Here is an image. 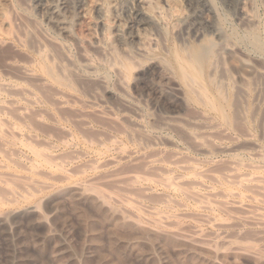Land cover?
<instances>
[{
    "label": "rangeland",
    "instance_id": "374dc122",
    "mask_svg": "<svg viewBox=\"0 0 264 264\" xmlns=\"http://www.w3.org/2000/svg\"><path fill=\"white\" fill-rule=\"evenodd\" d=\"M179 1H181V0H179ZM249 1L250 0H248L249 5L252 4L249 7L251 8L253 6L252 9H253L254 13H252V15L254 16V22L255 23L254 22L253 23L255 26L249 25V27H248L245 25L243 26V24L240 23L239 11H238V9H239L238 0H207V5L211 7V8L210 7L209 8L211 9L212 13L211 14H206V13L203 14L201 19L204 20V18L207 17L208 19L212 20L215 23V25H217L216 27H218V29L220 28L221 37H222V40H220L221 44L225 43L228 39H230L228 41L232 42V44H235L239 48V51L241 50L240 52H242V54H243V56L242 55L241 56L243 58H245V60L251 61V63H253V65L257 62L254 66L258 67V69L260 70L259 67H264V3H262V2H264V0H251L250 2ZM13 2H14L15 6L12 10L10 9L11 6H9L10 7L9 9L7 8L8 6H6V8H5V9H7V10H5L6 11V17L8 16L7 19L13 23V30L11 31V33H12L11 36L13 37L15 35H18V37H20L19 40L20 41L22 40L23 46H21L22 44L21 45L18 44V42H16V44L19 47L15 43L12 44V41L10 40L9 37L5 38L3 40V43H2V41H0V83H2V85H3V81L7 82L9 85V88L7 90L9 92H10V90L12 92V88H10V87L14 86V88H15L16 85L20 86V90L21 89L30 90V92L34 93L36 95L35 97H38V99L40 100L39 101L36 98L37 102L38 101L40 102L37 104L36 99L33 96L34 99H33V97H29V99L31 100V102L33 100L34 103H29V104L28 103L27 104L22 103V105H24V107L26 106V108L28 109V110H25L24 112L26 113L29 111L28 113H26V115L30 116V117L28 118L27 116H24L25 114L22 111L21 114L23 113L22 115L25 117L24 118L25 122H22L23 124H21V125L24 126V124H25V125L30 126L34 122L36 127L34 126V124L31 126L34 127L35 129L34 128L32 129L29 126H27V128L29 127L31 131L27 128L25 129L26 126H24L23 128L26 131H28V134L32 133V136L35 135L36 140L39 139L38 142L40 141V143H38V144L43 143L42 144L43 148L41 149V147H40L41 145H38V144H37L38 146L36 145L37 141L35 140V138L33 139V140H35V142L33 141L32 142L33 144H31V145H33L38 150L45 149V150L41 151V152H45V154L43 153L44 156L46 154L50 155V152L52 154L55 153L53 155L58 154V156H61L62 158H60V157L59 158L61 160H63L62 161L63 169L67 167L65 169L66 171H68L67 169L72 170V168H73L76 170L77 169L80 170V171L74 170V172L76 171V174H77V172H80V173L82 171L83 172L81 174L77 175V176H79V178H78L75 173H74L75 175L71 174L70 173L71 170H70L68 172L70 174L67 175V176H69V178H67L66 180L65 179L61 180V177L59 176V174H54L53 176H56L57 178L59 177L62 182L58 181V179L56 181H53L56 178L54 179L52 177L53 178L52 179L51 178L52 175L49 176L48 174H46V172H45V174L48 176L45 175L46 177H43L44 173L41 176L40 174L42 173V171H40L41 173H39V175H40L39 176L37 174L38 169L35 171L34 170L35 168L34 169H33V167L31 168V166L29 165L30 162L29 163L27 162L29 160L28 159L25 160L26 155L22 151L17 149L19 151V153L21 152L20 155L17 152V150L13 154V153H11L12 152L11 149L13 148V150H14L13 145H8V147L2 146L3 147V148L1 147L2 149L5 148L6 151L7 150L11 151V152L9 151L7 153V154H9L7 157L10 156L9 158H11V157L12 158L9 161L7 160V162H9L7 165V169L6 168L0 169V173H3V174L6 173V174H4L5 176L3 174H0V176L2 175V177L7 178L8 174L13 173V175L16 174V176L20 175L22 177L18 178V176H17L18 179L16 178V176L12 177V178H15L14 180L17 179L19 181V182H17V180L14 181L11 178L13 180L12 181L13 183L9 179L10 177L7 179L4 178L5 180H7V182L12 183L11 185H8L7 188L5 187L6 185H4L3 183H0L1 184L0 185V187H1V189H0L1 200L4 198L3 201L5 202V199L8 195L9 196L7 198L10 197L11 200H13V199L16 200V202L10 201L8 204H5V206L3 205L4 207H2L0 209V215L3 214V211L5 214L8 211L7 212V214H8L10 211L23 209L25 206L31 204L30 201H34V202H32L31 205H33V204H34V206L37 205V207H35V208H38V211H39V212H37V214L39 213V216H41V217L43 216V218H45L43 220H45L46 222L47 221L49 222V218L51 220L52 216H51V214H49L48 208H49L50 204L48 202H49L51 196H53V194H55V192H57L58 188L65 187V186L71 184L76 179H77L76 181L80 180V182H82L83 180L89 179L88 184H87V181L85 182L87 185H89L90 184L89 182H92L93 179H95L96 183L97 182L99 183V184L97 183L98 185H94V184H96L95 181L92 182V183H94L93 186H91L92 183L89 186L86 185V187H88V188H86V192L88 193L87 195L90 198L88 199V201H86L85 205L83 204V207L81 208L82 209L81 213L79 212L78 215L74 216L75 214H72V205L68 204L66 202V204L64 203L61 207V211L63 210V212H61V213H63V214H59L58 216L61 215L59 218H58V216L56 217L57 224H59V225H61L62 222H64V221H68V219L72 220L71 226L73 228H72V230H69V231L71 232L70 233L71 245H72L73 251L75 253H79L83 246L89 245L91 243H99V248H98L99 250H95L93 257L91 259H88L89 260L88 264H164V263L166 264V262L168 264H264V215H263V217L261 216L259 218V221L256 220V221L251 222V220L247 221V219H245V218L243 219V217H244L243 214L240 212V210L238 212L237 208H235V209L234 208H228V210L224 209L222 211L221 208L223 209V206H221L220 204L214 203V206L212 205L210 210L209 209L205 210L203 208H199L198 206H196L194 203V200H191V198H188L186 195H183L184 189L178 190V191H173V190L166 189L163 187L161 188V185H160L161 182H158L159 184L154 183V186L150 185L148 187L147 184H144L141 182L139 183L135 180L129 179L130 178L129 176L132 173L140 174V175H142V174L146 175L147 174L146 176H149L152 178V177H156L157 174H158V176L159 175L164 176V173L167 172V175H169V176H179V177L183 176L182 178H180L181 182H186L187 181L186 177H188L189 174L191 175L192 171L197 172L199 170V172H200L201 169L204 171V170H208L210 168L209 170H215L217 173L223 174V173H225V170L228 167L227 164H229L230 162L231 163L236 162L239 165V167L237 168L238 171L250 173V170H251V172H254L252 169L253 167L250 168L251 166H254L255 168L256 167L259 168L257 170H259L260 173L255 171L257 174H263L264 175V171H263L264 170V168H263L264 167V97L263 98L261 97V96H264V92L260 94V93H258L259 91L256 90V89L259 90L260 86H262V84L264 83V79H263L264 76L261 73H259L262 77L261 78L259 76V74L257 75L255 73L252 75V76H254L253 78L249 77L250 79H246L247 81L243 80L242 83L238 82L240 79H239V77L237 78L236 73L241 71V69H242L241 66L238 64L232 66V64L229 62L226 54H224L223 51L221 52L223 54H219V51H221L220 50L221 48L219 46H221V45H220V42L217 43V40L213 36H211V37L207 36V37L203 38L202 41H204V42L201 41V45L205 44V40H209L210 44H212L214 42V44L218 47L216 49H218L219 51L218 50L215 51L216 49L211 48L210 52L213 51L212 52L213 55L210 53L208 63H207L206 68L204 70V74L201 76L199 83L201 85H203V84H206L207 82H208V84L210 82H212V83H210V84H212L211 90L215 91V92L218 91L220 95L223 93L222 95H223L224 99L221 98V103H222V105L225 103V105L223 107H224L226 115L228 114L227 115V121H228L227 125L228 126L231 125V127L229 126L230 127V129H229V127L226 126V122L224 123V121H221L219 116L217 115V113L213 109H211V107L206 105V103H204L205 102L204 97H201V99H202L201 100L197 93H196V95L199 98H197L195 96V94L193 95V93L197 92V91H195L196 90L195 88L196 87L198 88L199 86L195 85V86H193L195 90L194 89L191 90L190 88H189L190 89L189 90L188 87L180 80L179 75L176 72H173V74H171V76H172L173 80L177 83L179 88L181 87L180 95L185 100V102L182 99L183 101L177 104V107H179L178 113L180 112L179 113L180 118L178 117V118H175V120L173 119L175 122L171 123L172 126H169L165 129H164V127L163 128L160 127L161 129H159V127L157 125H156L157 126L156 127L152 123L148 124L150 122H153L152 119H155L154 117H158V116H156V114H158V113H156V111L154 112L153 109H151V106L148 105V103L146 102V99L144 98V96H140L139 94H137V92L133 88V83H134L133 80H134L135 76H133L134 74H131V73L135 72V70L130 72L131 75L125 74L122 76L123 71H124L123 70L124 68L122 67V65L120 64L121 65L120 67H119V65L117 66V67H119V71L116 68H114V67H116L115 64L117 63V62H114L115 58H117V60L120 59L121 60L120 63L121 62H122V64L124 63L123 65H126L128 63V61H127L128 57H126L124 55H121V54L120 55H117V54L112 55L111 57H113V56L115 57V58L113 57V60L111 57H110L111 59L107 58L106 60H104L102 58L100 59L99 57L96 58L97 57L96 55L91 56L90 61H91V64L93 63L92 65L95 67V69H93L91 71L92 75L89 76V78H91V79H89L88 77L85 78L87 75H85L86 73H84V72L82 73V69H81L80 73L78 71L73 72V69L70 68V65H69V63L74 64V62H76L74 65L78 66L82 62L80 60L81 58L79 56L80 55L79 48L77 47V45L75 43L65 44L60 39L56 38L55 35L51 34L54 37V40H52L49 52H52L53 50H55V51H53L52 54L51 53H48V54L54 56L53 58L54 59L56 58V60L58 62L55 60L54 61L59 63V65L61 66L60 67L59 65H56L57 63L55 64V62L52 63L51 68L53 70V72H52L53 77H54L55 72L58 69H62V66H63L62 63H63L64 67L62 70H59V75L61 77L60 80L63 79L64 81L61 82L59 80V82H60L59 84H61V85H52V84L50 85V83L48 84L47 82H43V81L38 83L39 80H37V79L33 82L29 81L31 78H27V76L26 77L24 76L25 73H24L23 69H26L27 67L30 66L29 67L30 70L32 69V71H33V73L31 71V73L33 74V75L32 74L31 75L35 76L34 74L38 73L40 65L41 64L43 65V63L46 64V62H48L47 59H50V58L44 57V55L45 54L47 55V53L43 52L42 49L41 50L39 49V47H38L40 45V44L38 45L39 39H36L37 37L35 38V34H34L36 27H38L40 29L41 27L44 26V24L42 22V19H40V16L38 17L37 13H35V11H33L34 8L30 4H28L29 1L20 0V2H19V0H13ZM181 2H180V7L182 8V10H184L183 12L187 15L191 14V10H188V8L185 6V4H183V2L182 3ZM25 5H27V6H25ZM28 5L32 8H30ZM15 7H16V9H15ZM14 9H15V11H14ZM25 9L26 10L28 9L27 12ZM198 9L200 10V8H198ZM252 9H251V11H252ZM16 11L17 12L19 11L23 15L25 14L24 19L28 20L29 22L26 21V23L24 24L21 22L18 23L19 21L16 20L17 21V23H16V21H15V19H16V13L15 12ZM34 13L36 16L34 15ZM32 15H33V17H36L37 19L33 18ZM29 17H30V19H29ZM33 20H34V22L35 21H37V22L34 23ZM39 20L42 23V24H40L41 27H39L40 25L38 26V24H37ZM198 21H200V19ZM238 21H239V23H238ZM169 23H170L169 25L167 24L168 28L166 27V29H165L166 31L164 30L165 32H167V35L165 32H163L161 35V37H163V38H161L162 42H159V43H161V44L164 43L163 40L165 39L164 44L168 48L170 47L168 50L171 52L170 53V55H171L172 53H174L175 51H178V49H180L181 44L179 42L178 43L176 42L177 39L174 36V29L172 27L174 25L173 22H169ZM171 23H172V25H171ZM199 23H201V21L198 22V27L204 28V26L200 25ZM76 24H77L76 18L75 19L73 18V20L70 23V27H71L72 31L74 29H75V31L77 30ZM23 25H26V26H24L22 28ZM33 25H34V27H33ZM72 25H74V26H72ZM240 25L243 27H241ZM252 26H254V27H252ZM29 27H30V29L32 27H33V29L35 28L34 31L33 32L27 31L26 29H29ZM103 28L104 29L101 31V33L103 34V36L105 38L108 36L107 35L108 32H105V30H107V25H105ZM203 28H201L200 31L206 30V28H204V29ZM96 32H98V34H100V30H97ZM261 32H263V33H261ZM36 36H37V34H36ZM223 36H224V38H223ZM101 37H102V35L100 36V38ZM185 38H186L185 40H187L186 42H187V45H189V47H193V45L196 44L194 42L193 38H191V37L189 38L188 36H186ZM190 39H192V40H190ZM29 40H30V42H28ZM223 40H225V41H223ZM31 41L33 44L31 43ZM37 41H38V43L36 44ZM228 41H227V43L229 44ZM60 42H62V44ZM56 43H57V45H55ZM209 43L206 41V44L203 46L208 45L210 47L211 45ZM28 44H30V45H28ZM58 44H60L59 47H58ZM161 44H158L156 49H154V47H152V50H151V48H149L150 50L148 49L147 51H150L149 52L150 55L161 57V58H163V56H164V58H166L168 56V54L167 53L165 54L164 51L163 52L160 51L161 50V48H160ZM190 44H193V45H190ZM33 45H34V47H33ZM53 45L56 46L59 50L56 47L52 48ZM197 45H199V43ZM215 45L212 47L215 48L216 47ZM28 46L30 48L31 47H33V48L30 49ZM36 48H37V50H36ZM64 48H66L69 52ZM38 50H40V51H38ZM66 51H67V53H66ZM62 52L65 55H63ZM38 53H40V56ZM70 53H71V55H70ZM41 55H42V57H44V59L41 57ZM116 56H118V57H116ZM66 57L69 59H66ZM71 57H72V59H74V60H72L73 62L71 61ZM123 58L124 59L127 58L126 63L124 62ZM42 59L44 62L42 61ZM77 60H79V61L77 62ZM102 60H104V61L102 62ZM138 60H140L139 63H138ZM141 61L144 63L145 59L141 58V59L133 60V63L136 62L137 65L134 66L135 63L134 64L132 63V66L136 67V69H137L138 67L143 65V63H141ZM210 61L212 64L210 63ZM60 62H62V63H60ZM67 62H69V63L66 65ZM36 63L37 64L40 63L38 65V67H37ZM49 63L50 62H48L47 65L50 67L51 63H50V65H49ZM111 63H113V64H111ZM140 64H142V65H140ZM53 65H55L56 68ZM113 65H115V66H113ZM15 66H16V68H15ZM208 66H209V68H207ZM66 67L69 68L70 70L66 69L67 71H65L64 68H66ZM110 67H112L113 69L111 70ZM3 68H5V69H3ZM120 69H122L123 71L122 70L120 71ZM115 70H117L116 72L118 74L120 73L122 77H125L127 75L125 78H123V81L119 76L120 74L117 76V73H115ZM61 71H64L63 74L66 73L65 76L68 75V77H72V78H69L68 81H67V79L65 80V76L63 75L64 78L61 76V73H62ZM71 71H72V73H71ZM208 71L210 72V74ZM72 75H74V76H72ZM75 75H78V76L75 77ZM81 75H83V77ZM209 75H212V77H210ZM255 75H256V77H255ZM92 76H93V78H92ZM95 76H96V79H95ZM128 76H130V77H128ZM132 76H133V78H132ZM208 76L210 77L209 79L207 78ZM213 76L215 77V79ZM11 77H17V79L19 78V80H21V83H19L18 81L16 82ZM68 77L66 76V78H68ZM100 77L102 79H104V82H105L103 84V87L97 83L98 78H100ZM106 77H107V80H105ZM118 78H120L121 80ZM25 79H29V80H26V82H25V81H23ZM72 79L74 80V82ZM86 79H88V80H86ZM210 79H212L213 81H211ZM1 80H3V81H1ZM32 80H34V78ZM116 80L117 81L120 80V81L117 83ZM36 81H37V83H36ZM121 82L123 85L121 84ZM219 82H221V83H219ZM260 83H261V85H259ZM39 84H40V86H39ZM41 84H42V86H44L46 84L45 86L48 88L46 89L45 86H44V88H41L42 87ZM217 84H218V86H219V84H222V85L220 87H217ZM244 84H245V86H244ZM214 85H216V86H214ZM50 86H52L54 88H52ZM62 86H66V87H62ZM149 86H151L150 82H149ZM236 86H240V87L242 86V87H244L243 88L244 90H246V88H248V90L244 91L241 87V91L243 90L242 92L243 93L245 92L247 96L242 94L241 92L239 93V91H237V89L239 90V88H237ZM32 87H33V89H32ZM56 87H57V90H60L62 93L65 92L67 95H69V94L72 95V97H70L68 99V96L64 95L65 93L63 94L64 97L67 96L65 98L66 100L67 99L70 101L73 100L72 101L73 103L69 101V104L67 103V105H64L61 109V106L57 105L58 102L56 103V102H54V100H52L54 98L55 101H57L56 98L58 97V95H57L58 91L55 92ZM104 87L109 88V91H110L109 96L102 94V93H104L102 91L104 89ZM216 87L218 90L216 89ZM1 88H3V87H1ZM219 88H220V90L221 89L222 90L219 91ZM49 89H51V91ZM82 89H84V90H82ZM14 90H15V94H16V90L19 91L18 87H17V89H14ZM14 90L12 93H14ZM119 90L120 91L122 90L123 92L122 91L120 92ZM18 91H17L18 95L14 96L17 101H19V99H21L20 97H21L22 93H20V92H24V91H19V92ZM192 91H195V92L192 93ZM256 91H257V95H256ZM19 93H20V95H19ZM239 94H241V95H239ZM23 95L25 96L27 94L24 92L22 94V96ZM54 95L57 97H54ZM90 95L94 96V97L96 95V97H98V99L104 98V99H101L104 101L101 104L103 106L102 111L105 114L109 113L108 115L100 114V113L96 112L95 108H93V107L91 108L90 106L86 107L87 104H85V105L83 104V101L86 102ZM98 95H100V96H98ZM243 95H244V97H243L244 99L242 98ZM18 96H20V97H18ZM254 96L256 99L251 98ZM73 97H75V98H73ZM76 97H77V99H76ZM260 97L262 98V100ZM3 98H4V96L0 95V101ZM122 98H125V99H122ZM130 98H131V100H130ZM121 99L123 101L127 100V101H130L133 103L135 102V104L138 106V109H140V111H141V112L139 111L140 116L144 117L143 120L138 118L139 114L137 115L138 117L137 116L133 117L132 115H130L131 114L129 112L130 110L127 107H125V105L123 104L124 102H122ZM197 99H199L200 101H203V103H201ZM258 99L260 100V102ZM75 100L77 101V103H75ZM132 100H135V101H132ZM136 101H138V102H136ZM186 101L189 104L186 103ZM249 101L252 102V104ZM254 101H256V102H254ZM15 105H17V104H15ZM15 105H14V108H15ZM22 105L18 104V106H22ZM205 106L206 107L208 106V107L205 108ZM14 108L13 109L11 108V109L14 111L18 107L16 106V108L15 109ZM64 108H65V110H64ZM37 109H39V110H37ZM31 110H33V111H31ZM41 110L43 112V118L44 119H42V120L40 119L41 120L40 121L38 119H39V117L41 118V116H39L42 114ZM13 111H11V114L14 113L16 110L14 112ZM32 112H35V113H32ZM36 112H38V114ZM127 112H128V114H127ZM56 113H58V114H56ZM207 113L209 114V116H206V115H208ZM17 114H18V116L21 115V114H19V112L15 113V115L14 114L13 115L15 117H17ZM22 115H21V117H23ZM33 115H35V116L38 115L37 120H35L36 117ZM210 115H213V116H210ZM14 116H10V117L8 116L9 120L15 122V119L13 120V118H11ZM32 116H33V118H32ZM46 116L48 117V120H47ZM149 116H150V118H149ZM187 116H189L190 118ZM205 116L208 119H210V118L215 119V120H213L214 122L211 120H210V122H207L208 119H204V118H206ZM17 118H19V117H17ZM114 118H116V119H114ZM231 118H233V119H231ZM52 119H53V121H52ZM137 119H138V121H137ZM27 120H28V122H27ZM149 120H151V121L149 122ZM178 120L180 122L181 121L182 122L180 123V122H178ZM36 121H37V123H36ZM192 122H194V123L192 124ZM216 122H217V124H221V125H218L219 126L218 128H216L217 126H214L216 124ZM218 122H220V123H218ZM137 123L139 125H142V128H139L140 126L137 125ZM176 123H178V124H176ZM207 123L209 125L207 127L210 128V132L213 134V131H211L213 129L214 133H215V134H213L214 136L210 135L211 136L210 138L208 135L211 133L205 132L204 131L205 129L203 130V126L205 127V125H207ZM223 123H224V125H223ZM210 124H212V125H210ZM135 125H137V126H135ZM177 125H179V126H177ZM222 125L224 128H226L225 133L221 132V131H223L222 129H224L222 127ZM192 126H194V127H192ZM211 126H214L215 128L213 127L211 129ZM40 129L43 132H41ZM137 129L138 130L140 129V131H138V132H141V129H142V132H143L142 137H141V135H140V137H138L139 136L138 134H140V133L136 134ZM216 129H220V131L219 130L217 131ZM202 132L203 133L205 132L207 135H204ZM219 132L222 133L223 136L221 134H219ZM129 138H130V140H129ZM152 138L155 141L151 142ZM70 139H72V140H70ZM8 140L12 141L13 139H8ZM210 140H212L213 142ZM45 142H47V144H49V145H45L46 144ZM146 143H148V144H146ZM154 143H156V144L153 145ZM198 144H199V146H198ZM201 145H203V146H201ZM9 146L10 147L12 146L11 149H8V148H10ZM5 149H4V151L3 150L2 151L5 152ZM204 150L206 152H208V154ZM200 151H202V152H200ZM203 151L205 153H203ZM7 154L5 152V156ZM11 154H12V156H11ZM21 154H23L24 156H22ZM48 155H47V157H48ZM13 156L14 157L16 156L17 158H14ZM49 157H51V156H49ZM0 158H3V156H1ZM119 158H121V160ZM12 159H14L13 161H16L18 163V164H16L15 167H14V163H16V162H13ZM148 160L150 163H148ZM151 161H152V163H151ZM174 161L181 162V163L183 162V164L185 166L187 164V167H191V168L188 169L186 167L188 169V171L186 170V172H185L184 169L182 170V169L177 168V166L171 165V168H170L171 171L170 172H168L169 170L162 172L165 170V166H166L165 164H167L168 162H169L168 164H170V162L174 163ZM12 162H13V164H12ZM20 164H22V166H23V164H25L26 166L28 165L26 167L27 170H29L31 168L32 171L30 172V170L29 171L24 170L25 168L21 169L22 166L18 167ZM25 165L23 167H25ZM89 166H90V168L88 169L87 167H89ZM261 167L263 170L261 169ZM33 170L36 174L33 173ZM157 170H159V171H157ZM189 170H192V171H189ZM72 172H73V170H72ZM126 172H129V173H126ZM194 172H192V173H194ZM9 176H12V175H9ZM23 176H26L31 180L34 179L33 181H35V180H37V181L49 180V182L52 181L53 183L54 182H56V183H54V186L52 187V189L48 188V190H45L44 189L45 187L44 188L40 187V183H39V185H37L34 182L32 184L28 183L30 180L26 181L25 183H28V185L27 184L25 185L24 181L27 180V178L25 179V178H23ZM191 176L194 177V175H191ZM47 177H49L50 179H48ZM72 177H73V180H72ZM160 177L154 178V179L159 178V180H155V181L156 182L162 181V178H160ZM21 178L24 180L20 181ZM0 179H2V178L0 177ZM90 179H92V180L90 181ZM184 180H186V181H184ZM37 181H35V182H37ZM63 181H65L66 183ZM203 181H204V185H206V187L208 185V187L211 186L212 188H214V189L210 188L211 189V191L209 190L210 192H212V190H214L213 193H216V191L218 192V190H219V192L222 193L220 191V188H219L221 186H220V184L218 185L217 182H214V181L208 182V179H205ZM21 182H23V183H21ZM61 183H62V185H61ZM100 183H102L101 184L102 187L100 186ZM20 184L24 185L23 188L25 190L29 191V195H26L27 200L25 198L21 199V197H13L12 198V194L10 195L11 192L9 190L8 191L6 190L8 188L11 189L10 186H12V189H13V187H15V185H16L15 189L21 191V189H19V187L22 188V185H20ZM32 185H34L33 189L36 187L35 189H37V191L40 190L38 194H36L37 192L33 193L34 191L32 193H30L31 190L29 188H31ZM158 185H160V186H158ZM37 186H39V187H37ZM147 187L149 188L148 190H147ZM186 187L187 186H184V188H186ZM2 188H4L5 191H7V192H4V189H2ZM200 189L202 192L204 191L203 190L204 187H202V188L200 187ZM49 190H51V191H49ZM41 191H42V193H41ZM53 191H55V192H53ZM115 192H116V194H114ZM31 194L33 196H30ZM128 194H129V196L132 195L131 198H133V200H136V202L138 201V205L135 203V201L133 203H135L136 205L133 203L130 204L134 209L133 208L131 209V207L128 204L123 205L125 203H121V201L119 203V201H118V200L123 199L124 196H127ZM163 194H164V196H163ZM260 194H258L259 195L257 197L258 201L256 203L246 202V204L251 205V207L253 206L252 207L253 209H255V207H256L258 209V210L256 209L257 212L261 211L264 214V197H263L264 193L263 194L260 193ZM32 197H33V199H32ZM10 199H8V201ZM17 199H19V200H17ZM24 199H25V201H27V204H26V202L23 201ZM45 199L48 200L47 201L48 204H43V203H46ZM96 199H97V201H96ZM173 200H174V202H173ZM13 204L14 205L16 204L15 207ZM41 204H42V207H41ZM216 205L220 206L221 208L216 207ZM44 206L48 207L47 208L48 210L47 209L45 210ZM64 206H66V207H64ZM184 206H185V208H184ZM147 207L149 209H152V211L153 210L155 212L158 211V213H156V214H158V217L160 216V219H159L160 222L159 221L157 222V220L153 222V220H151L152 217L148 216L149 214L145 213L144 211H141V209L144 210ZM14 208H16V209H14ZM64 208H65V213H64ZM44 212H46L48 214H45ZM66 213H68V214H66ZM200 214H202V215H200ZM190 215H192V216H190ZM45 216L46 217L49 216V218H46ZM21 218L22 219H20V217H19V220H21V221L24 220L28 223L27 224L26 222L25 223L22 222V224H24V226L26 227V229H23V231H25L27 234L30 233L29 236H32V235L37 236L40 234L43 227L42 226L40 227V225H35L36 227L33 226V223H32L33 218L32 217L30 218L28 216H23ZM28 218H30V219L28 220ZM226 224H228V225H226ZM38 226H39V228H38ZM64 227H65V230L69 229V227H67V226H64ZM40 228H42V229H40ZM92 230H94L96 232L93 238L88 236ZM1 231L3 232V230H0V232ZM37 231H39V232H37ZM2 232L0 233V263L1 264H11L10 262H12V259L14 258V254L11 251L12 248L8 247L9 245H7V243H5V240H6L4 238L5 235ZM200 242H202V243H200ZM8 248L10 250H7ZM100 248H102V250ZM49 249H50L49 245H45L42 249H38V250H36V249L34 250V249L29 248V250H28L29 253L27 251L24 253L28 257L33 258V260H35V264H39V263L40 264H55V263H51V260L49 259L48 254L46 255V253H49L48 252ZM30 252H31V254H30ZM184 252H187L188 255H184ZM150 254H151V256H150L151 259H149V260L144 259V257H146V255H150ZM9 256H11V259ZM142 256H144V257H142ZM7 259L9 262L7 261ZM142 260H143V262H142Z\"/></svg>",
    "mask_w": 264,
    "mask_h": 264
},
{
    "label": "bare ground",
    "instance_id": "6f19581e",
    "mask_svg": "<svg viewBox=\"0 0 264 264\" xmlns=\"http://www.w3.org/2000/svg\"><path fill=\"white\" fill-rule=\"evenodd\" d=\"M29 1L28 4H30L35 11V13H37L38 17L40 16V19H42V22L44 24L43 27H41L40 24H42L40 22V20L38 21V26L41 27L40 29L38 27H36V30L34 32L35 34V38L36 39H39V43L38 41L36 42V44L38 43V47L39 49L43 50V52H46L47 55L45 54L44 57H47V58H50V59H47L50 65V67L47 65L48 62H46V64H44L43 62V59L44 57H41L43 58L42 59V63L43 65L41 64L40 65V68H39V71L37 74H34L35 76H32L33 74V71L32 69L30 70V66L27 67L26 69H23L24 73H25V77L27 76V78H31L30 80L29 79H25L23 81L26 82V80H29V81H35L36 79L39 80L38 83H40L41 81L43 82H47L48 84L50 83V85H61L59 84V80L61 79L60 75H59V70H62L63 67H64V64L62 62V69H58L55 74H54V77H53V70L51 68L52 66V63L57 61L56 58L54 59L52 55L48 54V53H53V51L55 50H51L52 52H49L50 51V47H51V43H52V40H54V37L51 35H55L56 38L60 39L63 43L65 44H70V43H75L77 45V47L79 48V53H80V61L81 64H79L78 66L74 65L76 62H74V64L72 63H69L67 62L66 65L69 63L70 65V68L73 69V72H76L78 71L79 73L81 72V69H82V73H86L85 75H87L85 78H89V76L92 75V70L95 69V67L91 64V56L93 55H96L97 57L96 58H102L104 60H106L107 58L113 60V57H111L112 55H124L126 57H128L127 61L128 63L126 65H123L122 62L120 63V59L117 60V58H115V61L114 62H117L115 65L116 68L118 71H119V67L122 65V69H120V71L122 70L123 71V75L125 74H130L131 71L135 70V72L131 73V74H134L133 76L134 77V83H133V88L134 90L137 92V94H139L140 96H144V98L146 99V102L148 103V105L151 106V109H153V111L158 114H156V116L158 117H154L155 119H152L153 122H150L151 120H149L150 123L148 124H154L155 126L157 125L159 127V129L163 128H167L169 126H172L171 123L175 122V118H178L179 117V107H177V104L182 102L184 99L181 97L180 95V89L181 87L179 88V86L177 85V83L173 80L171 74H173V72H176L179 77H180V80L188 87V89L190 88L191 90L194 89L193 86L197 85L199 86L198 88L196 87L194 90L197 91H192L195 92L193 93V95L195 94V96L197 98L200 97H204L205 98V102L206 105H208L209 107H211V109H213L217 115L219 116L220 120L221 121H224V123L226 122V126L227 125V115L225 113V110H224V105L225 103L222 105L221 103V98L224 99L223 97V93L220 95L219 92H215V91H212L211 88H212V82H210L208 84V82L206 84H203L201 85L199 83L200 79H201V76L204 74V70L206 68V65L208 63V60H209V55L210 53L212 54L211 51V48L213 49H216L218 48L214 42L212 44L209 43V40H205V44H206V41L211 45L210 47L208 46H203L205 44H202L201 45V41L203 38L205 37H211L213 36L216 40H217V43L220 42V40H222V37H221V31H220V28L218 29V27H216L217 25H215V23L208 19L207 17L203 19H201V17L203 16V14H211V7L207 5V0H181L183 2V4H185V6L188 8V10H191V14H185L182 10V8L180 7V2L179 0H27ZM251 1V0H250ZM249 1V2H250ZM20 2V0H19ZM181 2V3H182ZM239 2V18H240V23L243 24V26H248L249 25H254V16L252 15L253 12V9L252 7L250 8L249 6L252 5L248 3V0H238ZM237 3V2H236ZM261 3V2H260ZM264 3V2H262ZM25 4V3H24ZM27 4V3H26ZM6 6H8L7 8L9 9L11 6V10L14 8V2L13 0H0V41H2L3 43V40L7 37L10 38V40L12 41V44L16 42H18V44H22L21 46H23V43H22V40L20 41L18 37V35H15V36H11V31L13 30V23L7 19L6 17V11L7 9ZM22 6V5H21ZM27 6V5H25ZM29 6V5H28ZM30 7V6H29ZM30 7V8H32ZM210 7V8H209ZM27 8V7H26ZM200 8V10L198 9ZM16 9V7H15ZM14 9V11H15ZM186 9V8H185ZM237 9V8H236ZM252 9V11H251ZM10 10V11H11ZM26 10V9H25ZM28 10V9H27ZM26 10V12H27ZM22 11V10H21ZM16 13V19L15 21H19L18 23H26V21L28 20H25L24 19V15L21 14L19 11L15 12ZM34 13V15H35ZM187 13V12H186ZM12 14V13H11ZM30 14V13H29ZM33 14V13H32ZM15 15V14H14ZM36 16V15H35ZM217 16V15H216ZM26 17V16H25ZM33 17V15H32ZM31 17V18H32ZM238 17V16H237ZM33 18H36V17H33ZM73 18L75 19L76 18V31L75 29L72 31L71 30V27H70V23L71 21L73 20ZM30 19V17H29ZM37 19V18H36ZM200 19L201 23H199L200 25L204 26V28H206V30H203V31H200L201 28L203 27H198V21ZM13 21V20H12ZM16 21V23H17ZM32 21V20H31ZM75 21V20H74ZM29 22V21H28ZM34 22V20H33ZM37 22V21H35ZM34 22V23H35ZM169 22H173V29H174V36L175 38L177 39V43L179 42L181 44V47L180 49H178V51H175L174 53H172L170 55V51L168 50L169 48L164 44L165 43V39L163 40L164 43H159V42H162L161 41V35L163 32H165L166 30V27H167V24L169 25L170 23ZM254 22V23H253ZM31 23V22H30ZM73 23V22H72ZM239 23V21H238ZM28 24V23H27ZM21 25V24H20ZM107 25V30H105V32H108L107 33V37L104 38L103 34L101 33V31L104 29L103 27ZM172 25V23H171ZM26 26V25H23L22 28ZM30 26V25H29ZM74 26V25H72ZM241 26V25H240ZM241 26V27H243ZM255 26V25H254ZM252 26V27H254ZM17 27V26H16ZM34 27V25H33ZM33 27L30 29H26L27 31H34ZM168 28V27H167ZM203 28V29H204ZM245 28V27H244ZM247 28V27H246ZM21 30V29H20ZM97 30H100V34H98V32H96ZM165 30V31H164ZM244 30V29H243ZM247 31V30H246ZM31 32V33H32ZM14 33V32H13ZM18 33V32H17ZM25 33V32H24ZM23 33V34H24ZM28 33V32H27ZM166 35H167V32H165ZM263 33V32H261ZM33 34V35H34ZM37 34V36H36ZM105 34V33H104ZM223 34V33H222ZM102 35V37L100 38V36ZM210 35V36H209ZM224 35V34H223ZM186 36H188L189 38H193L194 42L196 43L195 45L193 44H190V45H193V47H189V45H187V40H185ZM167 37V36H166ZM33 38V37H32ZM34 38V39H35ZM224 38V36H223ZM227 38V37H226ZM24 39V38H23ZM33 39V40H34ZM57 39V40H58ZM31 40V39H30ZM30 40L28 42H30ZM192 40V39H190ZM226 40V39H225ZM223 40V41H225ZM230 40V39H228ZM227 40V41H228ZM27 41V40H26ZM222 41V42H223ZM227 41L225 43H222L220 42V45L219 46L220 50L219 51L218 49H216L215 51H219V54H226L229 62L233 65H240L241 66V71L237 72L236 76L237 78L239 77V81L240 83H242L243 80H246V79H250V78H253L254 76H252L253 74H259L261 73L263 76H264V67H259L260 70L258 69V67L254 66L253 63H251V61L249 60H245V58H243V54L242 52L239 51V48L235 45V44H232V42H229V44L227 43ZM62 42H60L62 44ZM204 42V41H202ZM216 42V41H215ZM32 43V41H31ZM55 43V42H54ZM176 43V44H177ZM186 43V44H185ZM191 43V42H190ZM199 43V45H197ZM216 43V44H217ZM231 43V44H230ZM27 44V43H26ZM33 44V43H32ZM64 44V45H65ZM158 44H161L160 45V48L161 50L160 51H164V53L168 54V56L166 58H161V57H157V56H153V55H150L149 52L150 51H147L149 48H151L152 50V47H154V49L157 48V45ZM164 44V45H163ZM179 44V45H180ZM9 45V44H8ZM17 45V44H16ZM30 45V44H28ZM57 45V43L55 44ZM60 44H58V47H59ZM216 46L215 48L212 47V46ZM219 45V44H218ZM18 46V45H17ZM32 46V45H31ZM66 46V45H65ZM68 46V45H67ZM170 46V45H169ZM19 47V46H18ZM29 47V46H28ZM34 47V45H33ZM31 47V48H33ZM55 48L56 46H52V48ZM64 47V46H63ZM73 47V46H72ZM30 48V47H29ZM30 48V49H31ZM51 48V49H52ZM57 48V47H56ZM61 48V47H60ZM68 48V47H67ZM179 48V47H178ZM21 49V48H20ZM58 49V48H57ZM66 49V48H64ZM35 50V49H34ZM33 50V51H34ZM37 50V48H36ZM35 50V51H36ZM38 50V51H40ZM59 50V49H58ZM67 50V49H66ZM150 50V49H149ZM158 50V49H157ZM172 50V49H171ZM68 51V50H67ZM66 51V53H67ZM117 51V52H116ZM159 51V52H160ZM174 51V50H173ZM223 51V53H221ZM42 52V51H41ZM69 52V51H68ZM215 53V52H214ZM218 53V52H217ZM39 56H40V53H38ZM56 54V53H55ZM63 55H65L63 52H62ZM26 55V54H25ZM68 55V54H67ZM71 55V53H70ZM213 55V54H212ZM242 55V56H241ZM69 56V55H68ZM78 56V55H77ZM166 56V55H165ZM65 57V56H64ZM111 57V58H110ZM118 57V56H116ZM122 57V56H121ZM221 57V56H220ZM245 57V56H244ZM27 58V57H26ZM79 58V57H78ZM145 59V62L143 63L141 61L142 66L138 67L136 69V67H134L136 64V62L133 63V60H137V59ZM211 58V57H210ZM28 59V58H27ZM66 59H69L66 57ZM122 59V58H121ZM126 59L123 58L124 62L126 63ZM132 59V60H131ZM32 60V59H31ZM50 60V61H49ZM55 60V61H54ZM64 60V59H63ZM74 60L72 59L71 57V61ZM102 60V62L104 61ZM111 60V61H112ZM117 60V61H116ZM220 60V59H219ZM65 61V60H64ZM70 61V60H69ZM79 60H77L78 62ZM94 61V60H93ZM109 61V60H108ZM140 60H138V63H139ZM212 61V60H211ZM210 61V63H211ZM58 62V61H57ZM55 62V64L57 63ZM66 62V61H65ZM73 62V61H72ZM79 62V63H80ZM113 62V61H112ZM219 62V61H218ZM31 63V62H30ZM106 63V62H105ZM132 63L134 64V66H132ZM216 63V62H215ZM260 63V62H259ZM34 64V63H33ZM37 64V63H36ZM40 63L37 64V67ZM113 64V63H111ZM121 64V65H120ZM212 64V63H211ZM210 64V65H211ZM9 65V64H8ZM31 65V64H30ZM56 65H59V63H57ZM65 65V66H66ZM113 65V66H115ZM119 65V67H117ZM221 65V64H220ZM55 67V65H53ZM60 66V65H59ZM112 66V65H111ZM33 67V66H32ZM61 67V66H60ZM16 68V66H15ZM56 68V67H55ZM54 68V69H55ZM111 70L113 69L112 67H110ZM209 68V66L207 67ZM5 69V68H3ZM36 69V68H35ZM66 69H69V68H64L65 71H67ZM211 69V68H210ZM209 69V70H210ZM70 70V69H69ZM115 70V73H117ZM212 70V69H211ZM235 70V69H234ZM32 71V73H31ZM55 71V70H54ZM98 71V70H97ZM238 71V70H237ZM61 76L63 77V75L65 76L66 73L63 74L64 71H61ZM70 72V71H69ZM209 72V71H208ZM258 72V73H257ZM10 73V72H9ZM68 73V72H67ZM72 73V71H71ZM101 73V72H100ZM103 73V72H102ZM122 73V72H121ZM12 74V73H11ZM32 74V75H31ZM120 74V73H119ZM117 73V76L119 75ZM130 74V75H131ZM210 74V72H209ZM213 74V73H212ZM215 74V73H214ZM7 75V74H6ZM17 75V74H16ZM80 75V74H79ZM84 75V76H85ZM229 75V74H228ZM10 76V75H9ZM68 77V75H66ZM65 76V80L69 78H72V77H68L66 78ZM74 76V75H72ZM78 75H75V77H77ZM83 77V75H81ZM120 78L122 79L123 81V78L125 77H122L121 74L119 75ZM132 76V78H133ZM210 77H212V75H209ZM207 77L208 79L210 77ZM216 76V75H215ZM235 76V77H236ZM252 76V77H251ZM259 76L261 77V75L259 74ZM98 77V76H97ZM130 77V76H128ZM214 77V76H213ZM250 77V78H249ZM256 77V75H255ZM13 78L16 82L18 81L19 83H21V80H19V78L17 79V77H11ZM34 78V80H32ZM64 78V77H63ZM84 78V79H85ZM93 78V76H92ZM109 78V77H108ZM117 78V77H116ZM118 78V79H120ZM262 78V77H261ZM260 78V79H261ZM78 79V78H77ZM91 79V78H89ZM95 79H96V76H95ZM117 79V80H118ZM120 79V80H121ZM215 79V77H214ZM229 79V78H228ZM264 79V78H263ZM73 80V79H72ZM88 80V79H86ZM107 80V77L106 79ZM116 80V81H117ZM119 80V81H120ZM176 80V79H175ZM211 81H213L212 79H210ZM3 81V80H1ZM22 81V82H23ZM28 81V82H29ZM61 82L64 81L63 79L60 80ZM117 81V83L119 82ZM218 81V80H217ZM247 81V80H246ZM249 81V80H248ZM258 81V80H257ZM66 82V81H65ZM74 82V80H73ZM81 82V81H80ZM88 82V81H87ZM125 82V81H124ZM132 82V81H131ZM149 82L151 83V86H149ZM30 83V82H29ZM37 83V81H36ZM72 83V82H71ZM99 85H101L103 87V84L105 83L104 82V79H102L101 77L98 78V82H97ZM217 83V82H216ZM215 83V84H216ZM221 83V82H219ZM262 83V82H261ZM261 83L259 85H261ZM15 84V83H14ZM13 84V85H14ZM34 84V83H33ZM65 84V83H64ZM74 84V83H73ZM76 84V83H75ZM122 84V82H121ZM214 84V83H213ZM223 84V83H222ZM222 84H217V87H220ZM2 83H0V95L4 96V98L0 101V157L3 156V158H0V169L2 168H6L7 169V165L9 162H7V160L9 161L11 158L7 157L9 154H7L9 151L5 149V152H6V156H5V152L4 149H2L4 146L5 147H8V145H13L14 147V150L13 148L11 149L8 148V149H11V153L14 154V152L19 149L20 151H22L26 157H25V160L28 159L29 161H27L28 163L30 162V166L31 168L33 167V169L37 171V174L39 175V173H41L40 171H42V173L40 174L41 176L43 175V177H46V176H51V178L53 177L55 180L53 181H56L58 179V181H61L62 179L66 180L67 178H69V175L70 173L71 174H76V171L79 170V169H73V172L72 170L70 171L69 169H67L68 171H66L65 169L67 168H64L63 169V165H62V161L60 158H62L61 156H58L57 155H53L55 153H51L50 152V155L45 154V152H41L43 150H38L37 148H35L33 145L32 142L36 140L35 138V135L32 136V133L31 134H28V131H26L25 129L27 128V126L29 125H25V129L23 128L24 126H22L21 124H23L22 122H25L24 120V116H27L26 113L28 112H24L25 110H28L26 108V106L24 107L23 104H29V103H34V101L29 99V97H35L36 95L34 93H31L30 90H27V89H21L20 90V86H17L14 88V86L10 87L12 88V92L14 89H19V91H24L27 95H23L22 94L24 92H20L22 93L21 94V99H19V101H17L15 99L14 96H17V91L16 90V94H15V90H14V93L10 92L7 90L9 88V85L7 82H4L3 81V85ZM46 85V84H45ZM44 85V86H45ZM106 85V84H105ZM123 85V84H122ZM31 86V85H30ZM40 86V84H39ZM42 86V84H41ZM44 86H42L41 88H44ZM107 86V85H106ZM216 86V85H214ZM213 86V87H214ZM245 86V84H244ZM3 87V88H1ZM46 87V86H45ZM52 87V86H50ZM62 87H66V86H62ZM78 87V86H77ZM216 87V89H217ZM237 88H239V90L237 89V91H239V93L241 92L242 94L246 95V93L242 92L244 89V87H242V91H241V87L240 86H236ZM259 87V86H258ZM257 87V88H258ZM31 88V87H30ZM48 87H46L47 89ZM54 88V87H52ZM222 88V87H221ZM33 89V87H32ZM57 92L58 91V97L54 95V97H57L55 101V99L53 98L52 100H54V102H58L57 105L61 106V109L64 105H67V103L69 104V101L68 100L70 97H72V95H67L65 92H61L60 90H57V87L55 88ZM74 89V88H73ZM103 89V88H102ZM132 89V88H131ZM189 89V90H190ZM215 89V90H216ZM37 90V89H36ZM51 91V89H49ZM84 90V89H82ZM93 90V89H92ZM214 90V89H213ZM218 90V89H217ZM222 90V89H221ZM220 88H219V91H221ZM246 90H248V88H246ZM244 90V91H246ZM257 91H259L258 93H263L264 92V83L262 84V86H260L259 90L256 89ZM18 91V92H19ZM35 91V90H34ZM104 93L102 94H105L106 96H109V88L108 87H104V89L102 90ZM120 91V90H119ZM122 91V90H121ZM120 91V92H121ZM211 93H210V92ZM257 91H256V95H257ZM48 92V91H47ZM71 92V91H70ZM123 92V91H122ZM182 92V91H181ZM248 92V91H247ZM19 93V95H20ZM65 93V94H64ZM77 93V92H76ZM84 93V92H83ZM196 93L198 94V96L196 95ZM54 94V93H53ZM67 95L68 96V101L65 99L66 97H64V95ZM113 94V93H112ZM136 94V93H135ZM182 94V93H181ZM138 95V96H139ZM192 95V94H191ZM241 95V94H239ZM244 95L242 96V98L244 97ZM75 96V95H74ZM100 96V95H98ZM183 96V95H182ZM194 96V97H195ZM226 96V95H225ZM247 96V95H246ZM251 96V95H250ZM260 96V95H259ZM33 97V99H34ZM41 97V96H40ZM127 97V96H126ZM257 97V96H256ZM262 98L264 96H261ZM260 97V98H261ZM38 99V97H35V99ZM75 98V97H73ZM72 98V99H73ZM101 98V97H100ZM140 98V97H139ZM248 98V97H247ZM250 98V97H249ZM251 98H255L254 97H251ZM259 98V99H260ZM261 98V100H262ZM32 99V98H31ZM37 99H36V102H37ZM71 99V100H72ZM77 99V97H76ZM101 99H104V98H101ZM101 99H98V97H95L94 96H89L88 100L85 102L83 101V104H87L86 107H93L95 108L96 112L100 113V114H105L102 110H103V106L101 105L104 101L101 100ZM122 99H125V98H122ZM122 102H124L123 104L125 105V107H127L130 111V115H132L133 117L137 116L141 111L140 109H138V106L135 104V102H130V101H127V100H122ZM183 99V100H182ZM186 99V98H185ZM222 99V100H223ZM244 99V98H243ZM256 99V98H255ZM258 99V100H259ZM39 100V99H38ZM110 100V99H109ZM120 100V99H119ZM131 100V98H130ZM199 100V99H197ZM202 100V99H201ZM257 100V101H258ZM40 101V100H39ZM37 102L40 103V102ZM46 101V100H45ZM73 101V100H72ZM70 101V102H72ZM79 101V100H78ZM132 101H135V100H132ZM200 101V100H199ZM138 102V101H136ZM185 102V100H184ZM183 102V103H184ZM201 103H203V101H200ZM250 102V101H249ZM256 102V101H254ZM260 102V100H259ZM51 103V102H50ZM73 103V102H72ZM75 103H77V101L75 100ZM186 103H188L186 101ZM252 104V102H250ZM17 104V105H15ZM18 104L22 105V106H18ZM89 104V105H88ZM189 104V103H188ZM235 104V103H234ZM240 104V103H239ZM14 105H15V108L16 106L18 108H14ZM51 105V104H50ZM185 105V104H184ZM205 105V104H204ZM75 106V105H74ZM207 106V107H208ZM239 106V105H238ZM66 107V106H65ZM123 107V106H122ZM205 106V108H207ZM250 107V106H249ZM14 108L17 112H19V114H21V112L23 111V113L25 114L23 117H21V115L18 116L17 114V117H15V113H17L15 110V112L12 110ZM26 108V109H25ZM60 108V107H59ZM84 108V107H83ZM228 108V107H227ZM108 109V108H107ZM185 109V108H184ZM39 110V109H37ZM65 110V108H64ZM120 110V109H119ZM255 110V109H254ZM11 111H13L14 113L11 114ZM33 111V110H31ZM35 111V110H34ZM79 111V110H78ZM81 111V110H80ZM94 111V110H93ZM124 111V110H123ZM140 111V112H139ZM195 111V110H194ZM234 111V110H233ZM42 112V110H41ZM110 112V111H109ZM182 112V111H181ZM205 112V111H204ZM210 112V111H209ZM249 112V111H248ZM32 113H35V112H32ZM38 114V112H36ZM50 113V112H49ZM202 113V112H201ZM14 114V115H13ZM58 114V113H56ZM62 114V113H61ZM109 114V113H108ZM108 114H105V115H108ZM128 114V112H127ZM208 114V113H207ZM236 114V113H235ZM10 116H14V117H11L13 118V120L15 119V122L13 121H10L9 120V117ZM31 115V114H30ZM65 115V114H64ZM104 115V116H105ZM185 115V114H184ZM196 115V114H195ZM203 115V114H202ZM35 116V115H33ZM32 116V118H33ZM41 118L39 117L38 120H42L44 119L43 118V112L41 115ZM53 116V115H52ZM60 116V115H59ZM63 116V115H62ZM113 116V115H112ZM153 116V115H152ZM155 116V115H154ZM206 116H209L206 115ZM205 116V117H206ZM210 116H213V115H210ZM28 118L30 116H27ZM35 120H37V117L38 115L35 116ZM47 117V116H46ZM54 117V116H53ZM84 117V116H83ZM90 117V116H89ZM101 117V116H100ZM114 117V116H113ZM138 117V116H137ZM189 117V116H187ZM57 118V117H56ZM55 118V119H56ZM78 118V117H77ZM139 119L143 120L144 117L140 116L139 114ZM146 118V117H145ZM150 118V116H149ZM157 118V119H156ZM180 118V117H179ZM190 118V117H189ZM203 118V117H202ZM236 118V117H235ZM54 119V118H53ZM52 119V121H53ZM64 119V118H63ZM116 119V118H114ZM174 119V120H173ZM192 119V118H191ZM204 119H208L207 117L204 118ZM233 119V118H231ZM246 119V118H245ZM254 119V118H253ZM40 120V121H41ZM47 120H48V117H47ZM113 120V119H112ZM147 120V119H146ZM209 120V121H208ZM207 122H210L215 120V119H208ZM39 121V122H40ZM51 121V120H50ZM65 121V120H64ZM138 121V119H137ZM177 121V120H176ZM219 121V120H218ZM28 122V120H27ZM26 122V123H27ZM38 122V123H39ZM85 122V121H84ZM121 122V121H120ZM178 122H180L178 120ZM182 122V121H181ZM180 122V123H181ZM195 122V121H194ZM192 122V124L194 123ZM214 122V121H213ZM37 123V121H36ZM41 123V122H40ZM77 123V122H76ZM132 123V122H131ZM203 123V122H202ZM220 123V122H218ZM223 123V125H224ZM34 124V122H33ZM31 124V125H33ZM129 124V123H128ZM127 124V125H128ZM178 124V123H176ZM189 124V123H188ZM197 124V123H196ZM29 126L30 128H34L32 126ZM137 125H139L137 123ZM135 125V126H137ZM186 125V124H185ZM205 125V124H204ZM212 125V124H210ZM218 125H221V124H216L214 126H217L216 128H218L219 126ZM222 125V127H223ZM35 126V124H34ZM38 126V125H37ZM140 126V127H139ZM138 127L139 128H142V125H139ZM156 126V127H157ZM179 126V125H177ZM209 126L208 123L207 125H205V127L203 126V130L205 132H210V128L207 127ZM214 126H211V129L214 127ZM231 127V125H229ZM228 126V127H229ZM27 128L30 130V128ZM36 127V126H35ZM47 127V126H46ZM54 127V126H53ZM132 127V126H131ZM154 127V126H153ZM161 127V128H160ZM194 127V126H192ZM229 127V129H230ZM81 128V127H80ZM135 128V127H134ZM133 128V129H134ZM197 128V127H196ZM202 128V127H201ZM215 128V127H214ZM224 128V127H223ZM35 129V128H34ZM53 129V128H52ZM82 129V128H81ZM144 129V128H143ZM182 129V128H181ZM221 129V128H220ZM220 129H216L217 131ZM199 130V129H198ZM201 130V129H200ZM223 131L221 132H224L226 131V128L222 129ZM237 130V129H236ZM31 131V130H30ZM41 131V129H40ZM52 131V130H51ZM84 131V130H83ZM82 131V132H83ZM125 131V130H124ZM137 133H140L138 134L140 137H142V129H141V132H138L140 131V129L136 130ZM135 131V132H136ZM211 131H213V134L214 133V130L212 129ZM228 131V130H227ZM230 131V130H229ZM240 131V130H239ZM43 132V131H41ZM134 132V131H133ZM172 132V131H171ZM200 132V131H199ZM203 133L204 135H207L206 133ZM40 133V132H39ZM80 133V132H79ZM198 133V132H197ZM201 133V132H200ZM211 133V132H210ZM47 134V133H46ZM64 134V133H63ZM212 133L209 134V138L211 137L210 135L214 136ZM219 134L222 135V133L219 132ZM109 135V134H108ZM195 135V134H194ZM220 135V136H221ZM241 135V134H240ZM249 135V134H248ZM144 136V135H143ZM223 136V135H222ZM33 137V138H32ZM69 137V136H68ZM137 137V138H138ZM197 137V136H196ZM35 138V140H33ZM54 138V137H53ZM136 138V139H137ZM146 138V137H145ZM199 138V137H198ZM203 138V137H202ZM226 138V137H225ZM8 139H13L12 141L11 140H8ZM142 139V138H141ZM144 139V138H143ZM155 139V138H154ZM220 139V138H219ZM233 139V138H232ZM39 140V139H38ZM36 143V145L38 143H40V141ZM72 140V139H70ZM95 140V139H94ZM108 140V139H107ZM130 140V138H129ZM149 140V139H148ZM167 140V139H166ZM222 140V139H221ZM44 141V140H43ZM152 141H155L151 140ZM165 141V140H164ZM212 141V140H210ZM231 141V140H230ZM234 141V140H233ZM160 142V141H159ZM213 142V141H212ZM215 142V141H214ZM220 142V141H219ZM46 144L45 145H49L47 144V142H45ZM207 143V142H206ZM248 143V142H247ZM42 144H38V145H41V149L43 148L42 147ZM148 144V143H146ZM150 144V143H149ZM156 143H154L153 145H155ZM165 144V143H164ZM236 144V143H235ZM35 145V144H34ZM37 145V146H38ZM159 145V144H158ZM196 145V144H195ZM206 145V144H205ZM3 146V147H2ZM44 146V145H43ZM199 146V144H198ZM203 146V145H201ZM211 146V145H210ZM2 147V148H1ZM39 147V148H40ZM45 147V146H44ZM48 147V146H47ZM260 147V146H259ZM222 148V147H221ZM240 148V147H239ZM251 148V147H250ZM256 149V148H255ZM3 150V151H2ZM160 150V149H159ZM158 150V151H159ZM193 150V149H192ZM202 150V149H201ZM206 150V149H205ZM204 150V151H205ZM215 150V149H214ZM254 150V149H253ZM122 151V150H121ZM199 151V150H198ZM203 151V153H205ZM235 151V150H234ZM17 152L19 153V151L17 150ZM47 152V151H46ZM77 152V151H76ZM139 152V151H138ZM202 152V151H200ZM21 153V152H20ZM19 153V155H20ZM44 153V154H43ZM79 153V152H78ZM208 154V152H206ZM237 153V152H236ZM16 154V153H15ZM52 154V155H51ZM22 156H24L23 154H21ZM48 155V157H47ZM77 155V154H76ZM251 155V154H250ZM12 156V154H11ZM17 156V155H16ZM14 157V158H17V157ZM51 156V157H49ZM71 156V155H70ZM147 156V155H146ZM224 156V155H223ZM60 157V158H59ZM139 157V156H138ZM259 157V156H258ZM9 158V159H8ZM64 158V157H63ZM145 158V157H144ZM147 158V157H146ZM121 160V158H119ZM187 159V158H186ZM14 159H12L13 161ZM72 160V159H71ZM136 160V159H135ZM65 161V160H64ZM161 161V160H160ZM182 161V160H181ZM192 161V160H191ZM11 162V161H10ZM13 162H16V161H13ZM12 162V164H13ZM105 162V161H104ZM133 162V161H132ZM103 163V162H102ZM148 163L149 160H148ZM152 163V161H151ZM169 163V162H168ZM165 164V170L162 171V172H165L166 170L168 172H170V168H171V165H174V166H177V168L179 169H184V171L186 172V170L188 171L189 168L191 167H187V164L186 166L183 164V162H176L174 161V163L170 162V164ZM225 163V162H224ZM231 163V162H230ZM227 164L228 167L227 169L225 170V173L223 174H219L217 173L215 170H199L197 172H194L192 170H189V171H192L194 173L191 172V175H194L191 176L189 173V176L186 177L187 178V181L186 182H181V179L183 176H169L167 175V172L164 173V176H161L157 174L156 177H160L162 178V181H155V180H159V178L157 179H154L156 177H149V176H146V175H140V174H134V173H130L131 175L129 176L130 178L129 179H132V180H135L137 182H141V183H144V184H147L148 187L151 185V186H154V183H158V182H161L160 185H161V188H166V189H170V190H173V191H178V190H182L184 189V193L183 195H186L188 198H191V200H194V203L196 206H198L199 208H203V209H209L211 208V206L213 205L214 206V203L215 204H220L221 206H223V209L220 207V206H217L216 207H219L221 208V210L223 211L224 209L228 210V208H237L238 212L240 210V212L243 214V219H247L248 220H251V222L253 221H259V218L262 216L263 217V213L260 211V212H257V208L255 207V209H253L251 207V205H248L246 204V202H253V203H256L258 200H257V197L259 196L258 194L260 193H264V175L263 174H257L255 171H257L258 173L259 169L258 167H254V166H251L250 168L253 169L254 172H251L250 170V173H247V172H242V171H238L237 168L239 167V165L236 163H231V164ZM16 164H18L17 162L14 163V167L16 166ZM25 164H23L24 166ZM90 165V164H89ZM238 165V166H237ZM12 166V165H11ZM22 166V164H20L18 167ZM21 167V169L25 168L24 170H27V166L25 165V167ZM76 166V165H75ZM80 166V165H79ZM245 166V165H244ZM65 167V166H64ZM188 169H187V168ZM197 167V166H196ZM215 167V166H214ZM217 167V166H216ZM30 168V167H29ZM31 168L29 169L30 172L32 171ZM88 169L90 168L87 167ZM94 168V167H93ZM186 168V169H185ZM246 168V167H245ZM264 168V167H263ZM16 169V168H15ZM98 169V168H97ZM164 169V168H163ZM221 169V168H220ZM262 169V167H261ZM260 169V170H261ZM27 170V171H29ZM33 170V173H35ZM74 170H76L74 172ZM248 170V169H247ZM263 170V169H262ZM70 171V173H68ZM80 171V170H79ZM159 171V170H157ZM215 171V172H214ZM224 171V170H223ZM264 171V170H263ZM25 172V171H24ZM48 174L46 175L45 174ZM83 172V171H82ZM81 172V173H82ZM138 172V171H137ZM150 172V171H149ZM80 172H77L76 176L81 174ZM126 173H129V172H126ZM125 173V174H126ZM156 173V172H155ZM262 173V172H261ZM0 174H3V173H0ZM6 174V173H4ZM3 174V175H4ZM36 174V173H35ZM54 174H59V176L61 177V180L60 178L56 177V176H53ZM74 174V175H75ZM149 174V173H148ZM161 174V173H160ZM169 174V173H168ZM187 174V173H186ZM9 175H12V176H9ZM39 175V176H40ZM46 175V176H45ZM127 175V174H126ZM5 176V175H4ZM16 174L13 175V173H10L8 174V177L11 182L15 179V178H12V177H15ZM18 178L19 177H22L20 175H17ZM16 176V178H17ZM27 176V175H26ZM26 176H23V178H27V180L24 181V183L26 181H29L28 183H36L37 185H39L40 183V187H45L44 189L45 190H48V188H51L54 186V183L56 182H49V180H40V181H33L34 179H29L28 177ZM58 176V175H57ZM124 176V175H123ZM191 176V177H190ZM2 179H0V183H3L4 185H6L5 187L7 188L8 185H11L12 183L11 182H7V179L6 177H2V175L0 176ZM79 178V176H77ZM193 177V178H192ZM5 178V179H4ZM13 180H12V179ZM17 178V179H18ZM33 178V177H32ZM48 179H50L49 177H47ZM52 178V179H53ZM4 179V180H3ZM16 179V180H17ZM93 179V178H92ZM90 179V181L92 180ZM100 179V178H99ZM122 179V178H121ZM205 179H208V182L209 181H214V182H217L218 185L220 184L221 187L220 188V191L222 193L216 191V193H213L214 190L211 191V189H214L212 188L211 186L206 187V185H204V181ZM14 180V181H16ZM23 181L24 179H20V181ZM72 180H73V177H72ZM77 180V179H76ZM73 181L71 184L65 186V187H60L58 188L57 192H55V194H53V196H51L50 200H49V208L48 207H45V210L48 208L49 209V214H51L52 218L50 220L49 216L46 217V218H49V222L43 220L45 218H43V216H39V213L37 214L38 211V208H35L37 207L32 204V202L34 201H30L31 204L25 206L23 209H20V210H15V211H10L8 214L6 212V214L4 213V209L2 210L3 211V214L0 215V230H3V234L5 235V243H7V245H9L8 247H11L12 248V253L14 254V258L12 259V262H10L11 264H35V260H33V258H30L28 257L24 252H28L29 248L30 249H42L45 245H49L50 249H49V253H46V255L48 254V257L49 259L51 260V263H55V264H88V259H91L95 253V250H99V243H91L89 245H86V246H83L81 251L79 253H75L73 251V248H72V245H71V241H70V231L69 230H72V220L68 219V221H64L62 222L61 225L57 224V221H56V217L59 215V214H63L61 212H63V210L61 211V207L62 205L66 202L68 204H71L72 205V214H75L74 216L78 215L79 212L81 213L82 212V207H83V204L85 205L86 201H88V199L90 198L86 192V185L88 184V181L89 179L87 180H81L82 182L79 181ZM128 180V179H127ZM161 180V179H160ZM68 181V180H67ZM70 181V180H69ZM87 181V184L85 183ZM93 181H95V179H93ZM92 181V182H93ZM100 181V180H99ZM114 181V180H113ZM207 181V180H206ZM17 182H19L17 180ZM62 182V181H61ZM65 182V181H63ZM84 182V183H83ZM92 182H89L91 185ZM127 182V181H126ZM136 182V183H137ZM23 183V182H21ZM28 183H25V185ZM66 183V182H65ZM96 183V181H95ZM98 183V182H97ZM94 184L92 183L91 186L94 185H98V184ZM30 184V185H31ZM58 184V183H57ZM102 183H100V186L102 187L101 185ZM119 184V183H118ZM159 184V183H158ZM208 184V183H207ZM1 185V184H0ZM22 185V184H20ZM35 185V184H34ZM34 185H32V189L29 188L31 191L30 193H36L38 194L39 191H37V189H33ZM62 185V183H61ZM60 185V186H61ZM87 185V186H89ZM132 185V184H131ZM156 185V184H155ZM158 185V186H160ZM14 186V185H13ZM36 186V185H35ZM57 186V185H56ZM55 186V187H56ZM90 186V187H91ZM184 186H187L186 188H184ZM11 189H12V186H10ZM24 185H22V188L19 187V189H21V191L15 189L16 188V185L15 187H13V189H6L7 191L9 190L11 193L10 195L12 194V198L13 197H21V199L25 198L26 199V195H29V191L25 190L24 188ZM39 187V186H37ZM100 187V188H101ZM147 187V190L149 189ZM157 187V186H156ZM200 187H204V191L202 192ZM18 188V187H17ZM92 188V187H91ZM99 188V187H98ZM117 188V187H116ZM211 188V189H210ZM1 189V187H0ZM4 189V188H2ZM28 189V188H27ZM15 190V191H14ZM36 190V191H35ZM43 190V189H42ZM54 190V189H53ZM105 190V189H104ZM145 190V189H144ZM210 190V191H209ZM216 190V189H215ZM5 191L4 189V192H7ZM51 191V190H49ZM88 191V190H87ZM106 191V190H105ZM27 192V193H26ZM104 192V191H103ZM108 192V191H107ZM181 192V191H180ZM9 193V192H8ZM42 193V191H41ZM44 193V192H43ZM50 193V194H51ZM135 193V192H134ZM145 193V192H144ZM7 194V193H6ZM35 194V195H36ZM49 194V195H50ZM51 194V195H52ZM105 194V193H104ZM113 194V193H112ZM116 194V192L114 193ZM160 194V193H159ZM218 194V195H217ZM3 195V194H2ZM94 195V194H93ZM102 195V194H101ZM131 195V194H130ZM153 195V194H152ZM261 195V194H260ZM1 196V195H0ZM6 196V195H5ZM9 196V195H8ZM7 196V197H8ZM30 196H33L32 194ZM38 196V195H37ZM104 196V195H103ZM132 196V195H131ZM131 196H129V194L127 196H124L123 199L121 200H118L119 203L121 201V203H125L123 205H126L128 204L131 209L133 208L130 204H132L134 201L135 203L138 205V201L136 202V200H133V198H131ZM139 196V195H138ZM164 196V194H163ZM4 197V196H3ZM5 199V202L3 201L4 198L1 200V197H0V209L2 207L5 206V204H8L10 201H14L16 202V200H11L10 197ZM35 197V196H34ZM97 197V196H96ZM95 197V198H96ZM109 197V196H108ZM111 197V196H110ZM264 197V196H263ZM31 198V197H30ZM37 198V197H36ZM42 198V197H41ZM44 198V197H43ZM47 198V197H46ZM186 198V197H185ZM262 198V197H261ZM8 199H10L8 201ZM25 199L23 200L24 202H26L27 204V201H25ZM33 199V197H32ZM49 199V198H48ZM101 199V198H100ZM142 199V198H141ZM149 199V198H148ZM19 200V199H17ZM27 200V199H26ZM43 200V199H42ZM46 200V199H45ZM99 200V199H98ZM165 200V199H164ZM170 200V199H169ZM188 200V199H187ZM48 200H46V203H43V204H48L47 203ZM97 201V199H96ZM20 202V201H19ZM95 202V201H94ZM169 202V201H168ZM174 202V200H173ZM21 203V202H20ZM19 203V204H20ZM23 203V202H22ZM133 203V204H135ZM160 203V202H159ZM178 203V202H177ZM18 204V203H17ZM135 204V205H136ZM179 204V203H178ZM4 205V206H3ZM14 205V204H13ZM16 205V204H15ZM14 205V207H15ZM8 206V205H7ZM18 206V205H17ZM47 206V205H46ZM41 207H42V204H41ZM66 207V206H64ZM87 207V206H86ZM138 207V206H137ZM179 207V206H178ZM17 208V207H16ZM14 208V209H16ZM19 208V207H18ZM22 208V207H21ZM120 208V207H119ZM129 208V207H128ZM139 208V207H138ZM137 208V209H138ZM185 208V206H184ZM47 209V210H48ZM69 209V208H68ZM134 209V208H133ZM136 209V208H135ZM140 209V208H139ZM155 209V208H154ZM171 209V208H170ZM257 209V210H256ZM13 210V209H12ZM137 211V210H136ZM141 211H144L145 213L149 214L148 216H151V220L156 221L157 222L159 221L160 219V216L158 217V211L155 212L154 210L152 211V209H149L148 207L146 209H141ZM127 212V211H126ZM227 212V211H226ZM230 212V211H229ZM228 212V213H229ZM2 213V212H1ZM45 214H48L46 212H44ZM64 213H65V208H64ZM70 213V212H69ZM124 213V212H123ZM233 213V212H232ZM262 213V214H261ZM68 214V213H66ZM184 214V213H183ZM42 215V214H41ZM65 215V214H64ZM132 215V214H131ZM174 215V214H173ZM202 215V214H200ZM23 216H28V217H32L33 221V226L35 225H40V227L42 226V229L40 234L39 235H35V236H29V234H27L25 231H23V229H26V227L24 226V224H22V222H26V221H21L19 220V217L20 219H22L21 217ZM61 216V215H60ZM58 216V218L60 217ZM70 216V215H69ZM140 216V215H139ZM192 216V215H190ZM79 217V216H78ZM82 217V216H81ZM137 217V216H136ZM28 218V220L30 219ZM239 218V217H238ZM237 218V219H238ZM24 219V218H23ZM183 219V218H182ZM189 219V218H188ZM193 219V218H192ZM27 220V221H28ZM75 220V219H74ZM242 220V219H241ZM85 221V220H84ZM88 221V220H87ZM202 221V220H201ZM204 221V220H203ZM148 222V221H147ZM160 222V221H159ZM206 222V221H205ZM27 223V222H26ZM84 223V222H83ZM173 223V222H172ZM28 224V223H27ZM30 224V223H29ZM162 224V223H161ZM234 224V223H233ZM31 225V224H30ZM228 225V224H226ZM64 226H67L69 227L68 230H65V227ZM94 226V225H93ZM191 226V225H190ZM216 226V225H215ZM224 226V225H223ZM36 227V226H35ZM97 227V226H96ZM217 227V226H216ZM225 227V226H224ZM33 228V227H32ZM31 228V229H32ZM39 228V226H38ZM37 229V228H36ZM39 229V230H40ZM33 230V229H32ZM182 230V229H181ZM0 232V233H1ZM30 232V231H29ZM35 232V231H34ZM39 232V231H37ZM95 231L92 230L91 233H89V237H94L95 235ZM194 233V232H193ZM2 234V235H3ZM131 234V233H130ZM134 234V233H133ZM190 234V233H189ZM195 234V233H194ZM141 235V234H140ZM77 236V235H76ZM166 236V235H165ZM2 237V236H1ZM190 237V236H189ZM104 238V237H103ZM201 238V237H200ZM3 239V238H2ZM95 239V238H94ZM155 239V238H154ZM223 240V239H222ZM73 241V240H72ZM161 241V240H160ZM193 241V240H192ZM191 241V242H192ZM233 241V240H232ZM189 242V241H188ZM122 243V242H121ZM161 243V242H160ZM195 243V242H194ZM202 243V242H200ZM124 244V243H123ZM122 244V245H123ZM164 244V243H163ZM6 245V246H7ZM199 246V245H198ZM74 247V246H73ZM48 248V247H47ZM139 248V247H138ZM102 250V248H100ZM145 249V248H144ZM7 250H10L9 248ZM47 250V249H46ZM33 251V250H32ZM105 251V250H104ZM185 251V250H184ZM35 252V251H34ZM101 252V251H100ZM181 252V251H180ZM9 253V252H8ZM26 255H24V254ZM29 253V252H28ZM33 253V252H32ZM31 254V252H30ZM110 254V253H109ZM181 255V254H180ZM184 255H188L187 252H184ZM201 255V254H200ZM12 256V255H11ZM11 256L10 259H11ZM151 254L150 255H146V257H144V259H151L150 258ZM172 256V255H171ZM95 259V258H94ZM130 259V258H129ZM142 259V258H141ZM143 259V260H144ZM117 260V259H116ZM142 260V262H143ZM8 261V259H7ZM93 261V260H92ZM9 262V261H8ZM105 262V261H104ZM3 263V262H2ZM37 263V262H36ZM39 263V262H38ZM108 263V262H107ZM135 263V262H134ZM1 264V263H0ZM40 264V263H39ZM165 264V263H164ZM166 264H168L166 262Z\"/></svg>",
    "mask_w": 264,
    "mask_h": 264
}]
</instances>
